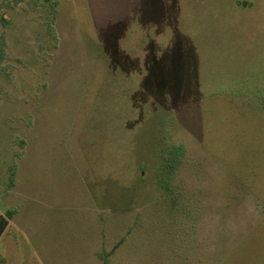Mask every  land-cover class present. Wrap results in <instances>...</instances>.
I'll list each match as a JSON object with an SVG mask.
<instances>
[{
	"label": "rangeland",
	"instance_id": "obj_1",
	"mask_svg": "<svg viewBox=\"0 0 264 264\" xmlns=\"http://www.w3.org/2000/svg\"><path fill=\"white\" fill-rule=\"evenodd\" d=\"M57 1L0 0V264H264V2Z\"/></svg>",
	"mask_w": 264,
	"mask_h": 264
},
{
	"label": "trees",
	"instance_id": "obj_2",
	"mask_svg": "<svg viewBox=\"0 0 264 264\" xmlns=\"http://www.w3.org/2000/svg\"><path fill=\"white\" fill-rule=\"evenodd\" d=\"M39 1V0H37ZM42 1V0H41ZM208 1V0H204ZM248 6L243 5V0H218V4L222 5L224 8H230L233 15L230 17L238 25L242 27V20L238 16L241 13L242 17H252L249 14L251 12H256L258 6L264 2V0H247ZM45 8L50 10L56 16L57 13V0H43ZM133 7H131V12ZM227 16V15H226ZM244 28V27H243ZM260 101L264 104V95L259 96ZM164 149L160 154V168L158 176L161 178L160 186L167 195L173 193L172 190V177L175 170L183 164V160L186 155L185 145L183 143H174L170 141L169 138L166 139L164 143ZM9 224V219L7 216L0 214V237L3 235ZM104 264H110L106 257H103Z\"/></svg>",
	"mask_w": 264,
	"mask_h": 264
},
{
	"label": "water",
	"instance_id": "obj_3",
	"mask_svg": "<svg viewBox=\"0 0 264 264\" xmlns=\"http://www.w3.org/2000/svg\"><path fill=\"white\" fill-rule=\"evenodd\" d=\"M246 3H247V1H246V0H243V5H244V6L246 5Z\"/></svg>",
	"mask_w": 264,
	"mask_h": 264
}]
</instances>
